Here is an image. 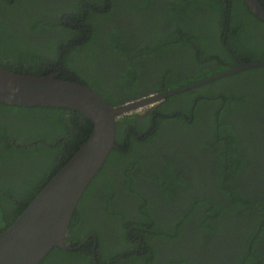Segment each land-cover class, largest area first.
I'll return each instance as SVG.
<instances>
[{
  "label": "trees",
  "instance_id": "trees-1",
  "mask_svg": "<svg viewBox=\"0 0 264 264\" xmlns=\"http://www.w3.org/2000/svg\"><path fill=\"white\" fill-rule=\"evenodd\" d=\"M48 1L49 5L42 7L34 6V0H0V66L15 74H58V79L75 82L96 92L110 106H116L115 101L102 86L103 73L97 66L96 56L102 51L110 58L126 62L127 72L122 75V80L128 88L138 81L141 67L137 61L142 54L162 53L165 49L170 52V48L176 50L178 45L181 47L183 54L178 55L176 68L178 72L184 71V68L187 76L174 82L171 77L176 69L171 64L163 69L165 77L170 76L169 80L162 79V83L155 86L158 90L146 96L187 86L219 74L228 66H238L240 62L264 61V23L249 11L244 0H164L162 5L165 12H161L155 2L149 4L151 0H123L114 13L111 11L116 8V0H105L107 10L102 13L93 6L84 5L86 0ZM87 2L96 6L100 4V0ZM258 2L264 7V0ZM116 14L125 18V24L134 17L138 20L135 21L137 27L128 28L123 24L118 27L115 24L107 29L105 25L111 23V17ZM163 20L168 22L163 35L148 43L129 40V37H135L132 28L139 29L142 25L154 29ZM157 31L160 33L159 29ZM27 33L31 39L25 35ZM253 73L258 76H252ZM241 75L233 77L256 86L264 80V67L253 71L245 80ZM228 80L229 77L166 98L160 108L144 120V124L128 125V142H123L125 137L122 138L117 132L123 120H133L134 117L119 118L115 143L120 150L111 151L102 170L84 191L65 241L70 247H75L86 238L83 231H78L79 223H75V218L79 215V208L88 204L90 189L96 181H102L106 169L131 157L136 146H146L158 137V133L163 130L167 133L177 126L178 119L172 118V112L184 102L183 107L191 113L190 105L187 106L189 99L195 104L192 126L202 121V112L207 104L213 103L215 110L219 111L217 133L212 126L210 130L213 132L208 134V126L200 137L188 142L187 146L203 151L216 150L215 160L220 165L217 167L215 164L212 181L202 178L198 190L192 191L187 189L190 184L180 175L161 179L157 183L158 191L153 196L163 204L158 208L164 216L152 213L145 218L142 216L147 210H143L144 206L135 215L123 209L109 210V206H106L108 220L105 218L104 224L110 220L116 222L118 218L123 225L118 227L109 223L106 226H110L108 230H111L112 239L115 235V238L120 236L121 244H114L105 252L101 248L103 239L109 243L110 237L103 235V230L94 228L92 232L97 236L102 258L98 256L94 259L92 256L90 239L76 251L54 248L39 264H221L220 259L224 262L228 260L225 256L230 249L227 244L224 245V241L216 247L213 238L227 240L232 231L240 229L246 233L239 238L240 257L233 259L232 264H264L258 262V256L253 251L259 235H264V196H259L254 203L255 199L250 198L252 195L242 188L246 181L253 180L262 171V164L258 161L264 141L250 148L248 143L253 142L244 143L241 140L245 131L242 129L237 134L226 122L224 111L239 106L246 99L238 91L228 93L222 90L223 95L217 96L216 90L228 86ZM214 96L218 98L214 99ZM258 109L264 127V100ZM236 111L244 113L238 109ZM214 116L212 114L211 117ZM182 125L188 127L185 121ZM129 126L135 127L138 134L134 136ZM91 131V121L71 110L0 104V233L19 217L38 192L78 151ZM249 131L254 134L252 130ZM121 141L123 146L120 145ZM159 145H165V142H159ZM166 167L172 171L168 163ZM195 183L197 180L192 185ZM168 184L187 187L186 192H190L188 198L180 197L181 202L176 200L173 197L176 188L169 190ZM108 187L111 195L115 194L113 179ZM126 191L129 195H142L133 188ZM143 199L150 205L149 198ZM170 202L177 208L169 209L167 203ZM253 211H256L255 216L246 219ZM246 225L248 228H244ZM166 243L171 248L165 247Z\"/></svg>",
  "mask_w": 264,
  "mask_h": 264
},
{
  "label": "flooded vegetation",
  "instance_id": "flooded-vegetation-1",
  "mask_svg": "<svg viewBox=\"0 0 264 264\" xmlns=\"http://www.w3.org/2000/svg\"><path fill=\"white\" fill-rule=\"evenodd\" d=\"M27 1V0H26ZM123 0H116L115 6L116 8L111 11V13H114V11L118 8V6L122 3ZM135 2H138L140 0H133ZM164 0H151L148 1L149 4L155 2L158 4V9L161 12H165L164 5H162ZM132 2V0L130 1ZM33 4V3H32ZM34 6H42L46 7L49 5L48 0H34ZM84 5H90L95 7V10L99 13L106 12L107 10V4L105 3V0H100V4L96 6L93 3L84 1ZM246 6V5H245ZM263 7V6H262ZM264 8V7H263ZM146 12V10H144ZM250 11V10H249ZM251 12V11H250ZM150 14V13H148ZM113 17H115V20L113 21ZM129 17V15H128ZM256 17V16H255ZM133 20L126 21L125 24V18L122 17L120 14H116L111 17V23L106 24L105 27L107 29H110L111 25L123 24L125 27H137L135 25V21L138 22V20H135L134 17H131ZM262 22V21H261ZM168 25L167 20H163L157 28L150 29L145 26H142L139 29H133L132 31H135V37H129V40L135 43L145 42L148 43L151 40L158 37V35H163V31L166 29V26ZM160 30V33H158L157 30ZM140 30H143L145 32H141ZM136 32L139 33L138 36H136ZM28 38L31 39L30 34H25ZM166 36H169L168 33H165ZM33 37V36H32ZM193 48V47H191ZM181 47L179 45L177 46L176 50L173 48H170L169 50L165 49L162 53H155V54H149L145 53L142 54V57L140 60L137 61L138 65L141 67V71L138 73L137 77V83L134 85H130L127 88V84L124 80H122V75L124 72H127L125 70L126 62L118 59V58H110L108 54L105 51H102L101 53L97 54V66L103 73V79L102 86L108 90L109 96H112V100L115 101L114 105L118 106L120 104H123L124 102L133 101L137 99H141L145 97L148 93H152L157 91L158 89L155 88L156 85L162 83V79L166 81L169 80L170 76H166L164 73V68H167L169 65L172 64V67L174 70L176 69L174 76L171 78H174V82H178L180 79H184V77L187 76V73L184 71H177V66L175 61H178V55L183 54V50L181 51ZM215 57V56H214ZM264 62V61H262ZM262 62H253V63H247V62H240L238 66H228V69H232L235 67L241 68L243 63L246 64H257ZM203 63V61H202ZM211 64H214V62H209ZM204 64V63H203ZM210 66V64H209ZM264 65L255 67V68H249V69H242L238 72H234L226 77L213 80L211 82H208L204 85L210 84L212 82H215L217 80H223L229 77L228 80V86L219 88L216 90V94H219L217 96H222L223 93L220 91H225L228 93H233L234 91H238L241 94H244L246 99H244L242 104H239L237 107H230L229 109L225 110L223 115H226V122L228 123L229 127L232 126L234 128V132L239 134L241 133V130L243 129L245 132L242 133L245 136L242 135V141H245L244 143H248L250 145V148H253L255 145H258L259 142L264 141V127L262 115L258 109L259 106H261V101L264 100V80L260 82V84H257L256 86H253L250 82H240L237 80L234 75L242 74L241 78L245 80L246 78H249L251 76V73L255 70H259L260 68H263ZM169 68V67H168ZM163 71V72H162ZM226 71V70H225ZM252 71V72H251ZM185 74H184V73ZM224 72V71H223ZM222 73V72H221ZM214 76V75H213ZM252 76H258V74L253 73ZM211 77V76H208ZM206 77V78H208ZM206 78H203L206 79ZM202 80V79H201ZM199 81V80H198ZM246 83V85H244ZM184 87V86H183ZM178 88V87H177ZM236 88V89H235ZM256 89L253 91L252 89ZM176 89V88H175ZM161 90V89H160ZM170 91V90H168ZM159 92V91H158ZM186 92V91H184ZM162 93L157 94H151V95H159ZM174 96V95H173ZM214 96V99H217L218 97ZM166 99V98H165ZM164 99V100H165ZM162 100L161 102H163ZM158 103L154 106H152L149 109H143L141 112H133L128 116H133V120H123L121 122V127L119 129V132H117L123 139V142H128L127 138L130 136L129 132L127 130V127L130 123H133L135 125L141 126L145 123V119L148 118L149 115L156 112L158 108H160L162 103ZM184 103V102H183ZM182 106L178 107V109H175L174 112H172V118L178 119L176 124L177 126H173L171 130H169L167 133L166 131H162L161 133H158V137L154 138L155 140L148 143L146 146L144 145H138L134 149V152L132 153V156L123 159L122 162L118 164H114L113 167H109L106 169V173L104 174V177L101 182L96 181V184L93 188L90 190L92 192L89 193V202L85 206H81L82 208H79V215L75 218V223L78 224V231H83V233L86 235V238L81 241L77 246L70 247L72 251H76L83 247L87 242H89L90 239H92V256L102 258L100 249H104L105 252L108 251V249L114 245V244H121L122 239L120 236L112 239L111 236V230H108L110 226L106 227L109 223H111L112 226L116 225L118 227L123 226L122 223L118 220L116 222H106L104 224V220L106 218V221L108 220V217H106V206H109V210L114 211H120L123 209L124 211L131 212V214L135 215L136 212L140 211L141 207H145L146 210L145 213H143L142 216L146 218L148 214L156 213L160 216H164L161 212L159 213V208L163 204L159 201L160 199H156L155 196H153L156 191H158V185L157 183H160L162 180L169 176H181L183 180H185L187 183L190 184V186H187L185 188L183 187H173L169 186V190H174L176 188V191H173V197L178 200H180V197L185 198L189 196L190 192H186L187 189H191L192 191H197V187L200 186L199 181L202 178H206L207 181L213 180V172L215 171V167L217 164V167H219L220 162L218 160H215V152L216 150L211 151H203L200 148H191L187 147L188 142H190L193 139H196L200 137L201 134H203L206 130V128L209 126L208 134H212L213 131L212 126H214V131L217 133L218 131V115L219 111L215 110L216 107L213 103L207 104L204 107V110L202 112L201 119L202 121H199L195 126H192L193 123V110L195 104L191 102V99H189L188 105H190V112L185 109V107ZM186 106V107H187ZM236 109L243 111L244 113H238ZM212 114H214V117H211ZM207 116V117H206ZM206 117V118H205ZM209 119V121H207ZM180 120V121H179ZM183 121H185L188 125L187 128H184ZM240 125L248 128L249 130H252L254 134H252L248 129L242 128ZM129 129H132L134 136L138 134L135 127L129 126ZM134 129V130H133ZM124 131H126L124 133ZM238 131V132H237ZM207 138V136H206ZM159 142H165V145H159ZM122 141H121V144ZM214 145V143H212ZM116 151L120 150V147L117 146V149H114ZM215 151V152H214ZM261 157L259 159V163L262 164L261 173L259 176H255V178L251 181H246V183L242 186L243 191L246 193H250L252 195V199H255L253 202L255 203L257 201V198L259 196H264V142L263 147L261 149ZM167 163L171 166L172 171H168L167 169ZM125 168H128L126 170ZM102 170V169H101ZM100 170V171H101ZM120 172L122 174H120ZM99 174V173H98ZM194 178H197V183L193 184L196 180H193ZM113 179L114 186H115V194L111 195V191L109 190L108 183L109 181ZM127 188H133L138 193H141V196L137 195H129L127 193ZM206 193V192H205ZM145 196V197H144ZM172 197V196H171ZM143 198H149L150 205H147L146 201H144ZM167 206L169 209H176V205L173 202L167 203ZM166 206V209H167ZM141 212V211H140ZM256 211H253L248 215L246 219L250 220L251 216H255ZM74 217V215H73ZM73 217L71 222L73 221ZM244 222V220H242ZM253 227V226H251ZM94 228H99L102 234L107 237H110V242L106 243L105 239H103L104 245L99 249V242L97 239V236L92 232ZM194 225H192L191 229L193 230ZM244 228H248V225H246ZM260 232V228H259ZM246 233L245 230H235L232 231L229 238L227 240H221L220 238H213V243L217 247V245H221V241H224V245L227 244L229 246L230 252L225 258H227V261H223L220 259L221 264H232L234 262L233 259H237L240 257V237H243ZM261 233V232H260ZM96 237L95 239L93 237ZM260 238L257 240L256 244L253 247V251L257 254L259 263H264V235H259ZM69 245V243H68ZM160 246V245H158ZM165 247L171 248V245L169 243L165 244ZM65 251V250H64ZM217 253H219V250L217 249ZM232 260V262H231Z\"/></svg>",
  "mask_w": 264,
  "mask_h": 264
},
{
  "label": "water",
  "instance_id": "water-1",
  "mask_svg": "<svg viewBox=\"0 0 264 264\" xmlns=\"http://www.w3.org/2000/svg\"><path fill=\"white\" fill-rule=\"evenodd\" d=\"M251 13L264 23L258 0H244ZM264 65L243 63L184 87L110 106L100 95L58 74H15L0 66V104L23 108H60L77 112L92 123L87 140L38 192L19 217L0 233V264H39L54 248H69L65 239L80 198L98 175L115 143L116 122L122 116L149 109L165 98L198 88L242 69ZM96 238L95 236L93 237Z\"/></svg>",
  "mask_w": 264,
  "mask_h": 264
},
{
  "label": "rangeland",
  "instance_id": "rangeland-1",
  "mask_svg": "<svg viewBox=\"0 0 264 264\" xmlns=\"http://www.w3.org/2000/svg\"><path fill=\"white\" fill-rule=\"evenodd\" d=\"M141 112V111H140Z\"/></svg>",
  "mask_w": 264,
  "mask_h": 264
}]
</instances>
